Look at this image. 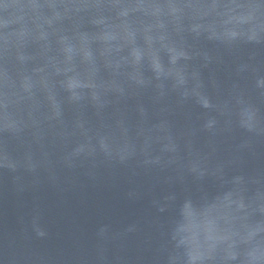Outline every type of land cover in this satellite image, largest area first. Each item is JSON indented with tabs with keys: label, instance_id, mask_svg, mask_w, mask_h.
I'll return each mask as SVG.
<instances>
[{
	"label": "water",
	"instance_id": "obj_1",
	"mask_svg": "<svg viewBox=\"0 0 264 264\" xmlns=\"http://www.w3.org/2000/svg\"><path fill=\"white\" fill-rule=\"evenodd\" d=\"M0 264H264V0H0Z\"/></svg>",
	"mask_w": 264,
	"mask_h": 264
}]
</instances>
